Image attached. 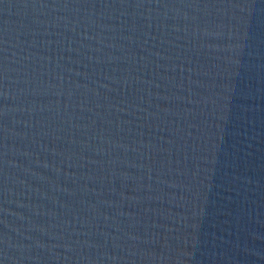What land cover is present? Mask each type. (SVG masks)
<instances>
[{
    "label": "water",
    "instance_id": "1",
    "mask_svg": "<svg viewBox=\"0 0 264 264\" xmlns=\"http://www.w3.org/2000/svg\"><path fill=\"white\" fill-rule=\"evenodd\" d=\"M0 264H264V0H0Z\"/></svg>",
    "mask_w": 264,
    "mask_h": 264
}]
</instances>
